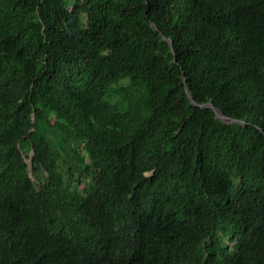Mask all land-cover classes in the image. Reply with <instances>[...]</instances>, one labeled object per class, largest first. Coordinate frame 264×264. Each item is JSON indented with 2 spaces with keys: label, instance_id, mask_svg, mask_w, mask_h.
I'll use <instances>...</instances> for the list:
<instances>
[{
  "label": "trees",
  "instance_id": "trees-1",
  "mask_svg": "<svg viewBox=\"0 0 264 264\" xmlns=\"http://www.w3.org/2000/svg\"><path fill=\"white\" fill-rule=\"evenodd\" d=\"M0 147V264H264V0H0Z\"/></svg>",
  "mask_w": 264,
  "mask_h": 264
},
{
  "label": "water",
  "instance_id": "water-1",
  "mask_svg": "<svg viewBox=\"0 0 264 264\" xmlns=\"http://www.w3.org/2000/svg\"><path fill=\"white\" fill-rule=\"evenodd\" d=\"M169 41H170V44L172 45V50H174V48H173V40L170 39ZM207 105H209V106H211V107L214 108V110L216 111V115H217L219 118H221V119H223V120L226 119V116H225L222 112H220V111L217 109V107H215L212 103H209V104H207Z\"/></svg>",
  "mask_w": 264,
  "mask_h": 264
},
{
  "label": "bare ground",
  "instance_id": "bare-ground-1",
  "mask_svg": "<svg viewBox=\"0 0 264 264\" xmlns=\"http://www.w3.org/2000/svg\"><path fill=\"white\" fill-rule=\"evenodd\" d=\"M30 81V80H29ZM41 91V90H40ZM40 93V92H39ZM38 100V99H37ZM12 103V102H11ZM10 103V104H11ZM39 104V103H38ZM26 105V104H25ZM28 108V107H27ZM44 109V108H43ZM46 109V108H45ZM48 110V109H47ZM41 111V110H40ZM42 114V113H41ZM10 115V114H9ZM31 115V114H30ZM49 115V114H48ZM29 116V115H28ZM3 117V116H2ZM38 120V119H37ZM29 123V122H28ZM2 128V127H1ZM35 134V133H34ZM2 138V137H1ZM6 139V138H5ZM4 140V139H3ZM9 140H10V138H9ZM12 140V139H11ZM3 142V141H2ZM2 145V144H1ZM5 146V145H4ZM1 148V147H0ZM14 148V147H13ZM28 149V148H27ZM4 150V149H3ZM2 150V151H3ZM2 151H1V153H2ZM10 151V150H9ZM29 151V150H28ZM9 156V155H8ZM4 158V157H3ZM9 159V158H8ZM16 162V161H15ZM12 163V162H11ZM18 167H19V165H18ZM21 167V166H20Z\"/></svg>",
  "mask_w": 264,
  "mask_h": 264
}]
</instances>
